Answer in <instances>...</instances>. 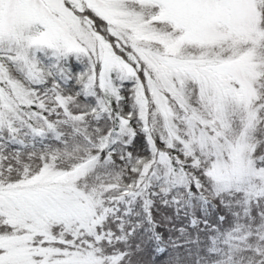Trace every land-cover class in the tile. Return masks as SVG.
<instances>
[{
    "label": "snow or ice",
    "instance_id": "snow-or-ice-1",
    "mask_svg": "<svg viewBox=\"0 0 264 264\" xmlns=\"http://www.w3.org/2000/svg\"><path fill=\"white\" fill-rule=\"evenodd\" d=\"M181 162L264 186V0H0V264H109L110 200Z\"/></svg>",
    "mask_w": 264,
    "mask_h": 264
},
{
    "label": "trees",
    "instance_id": "trees-1",
    "mask_svg": "<svg viewBox=\"0 0 264 264\" xmlns=\"http://www.w3.org/2000/svg\"><path fill=\"white\" fill-rule=\"evenodd\" d=\"M70 64L77 74L86 70L83 59L73 56ZM80 100L87 105L97 103L91 93ZM127 151L129 162L152 155L142 132ZM260 187L246 192L207 177L200 181L182 162L158 166L143 186L110 200L103 220L109 264H254L247 249L257 247L264 229Z\"/></svg>",
    "mask_w": 264,
    "mask_h": 264
},
{
    "label": "rangeland",
    "instance_id": "rangeland-1",
    "mask_svg": "<svg viewBox=\"0 0 264 264\" xmlns=\"http://www.w3.org/2000/svg\"><path fill=\"white\" fill-rule=\"evenodd\" d=\"M228 184H233L236 187H238L241 190H244L246 192H249L251 190V188H253L255 186V188H257L258 186H260V184L256 183V182H252L249 183V181H245L243 183H237V182H232V183H228ZM228 184H220V185H228ZM237 188V189H238ZM259 192L264 191V186H261L259 189H257Z\"/></svg>",
    "mask_w": 264,
    "mask_h": 264
}]
</instances>
